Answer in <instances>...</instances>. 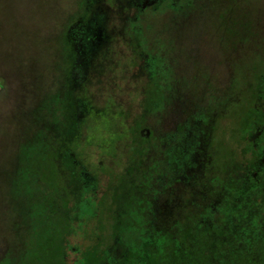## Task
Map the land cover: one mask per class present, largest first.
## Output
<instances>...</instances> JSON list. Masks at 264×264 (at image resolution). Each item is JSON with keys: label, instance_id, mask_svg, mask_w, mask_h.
I'll use <instances>...</instances> for the list:
<instances>
[{"label": "rangeland", "instance_id": "obj_1", "mask_svg": "<svg viewBox=\"0 0 264 264\" xmlns=\"http://www.w3.org/2000/svg\"><path fill=\"white\" fill-rule=\"evenodd\" d=\"M258 124L264 0H0V264H123L184 231L259 251L260 206L229 211Z\"/></svg>", "mask_w": 264, "mask_h": 264}, {"label": "trees", "instance_id": "obj_2", "mask_svg": "<svg viewBox=\"0 0 264 264\" xmlns=\"http://www.w3.org/2000/svg\"><path fill=\"white\" fill-rule=\"evenodd\" d=\"M258 126L261 125L258 124ZM72 127L73 131L69 134V140H73V138H76V141H80V137L78 136V134L81 135L80 132L82 131L83 127L79 125H73ZM263 128L264 125H262L259 130H262V132H264ZM75 129L79 130V132H76ZM262 141L264 142V134ZM259 151L258 153H255L254 150H252L250 152L251 158L253 157L255 159L256 156L258 157ZM259 179L261 182L259 185L253 184L252 182L251 186H247L246 188H244L245 186H243L242 184L241 187L237 186L233 190L235 191V194H233V198H235V200L232 203L234 204L233 209L230 208L229 210L231 216L235 215L236 217H240L242 215L241 213L244 212L246 205L249 207V215L256 214L259 206L261 208L262 214H264V173L259 175ZM89 189L90 188H87V191L85 190L80 193L82 194L80 196L81 200L86 198ZM246 194H249V199L251 200L246 201ZM254 195H257V198L260 200V203H258V205H255V201H252V197H254ZM89 203H91L92 207L96 209V204L94 202ZM230 206L232 205L229 204V207ZM261 224L262 223L260 222V225ZM192 233L193 232L190 231H184L181 237H179L178 241H174V238L172 237L162 238L163 242L166 243L168 247L166 251L159 245L157 247L158 239L156 240L155 237H152L151 241L148 242L149 245L146 248H139L135 251H131L130 253H122V256L125 258L123 264H133L128 258L135 259L136 263L139 261L138 264H264V235L263 245L259 246L260 250L257 251V249L253 248V246L250 247L242 244L244 235L237 236L238 243L236 246H231V244L227 242L220 243L219 245H216L214 247L215 243L203 241V239L198 238L196 234L195 237L190 238ZM249 236V232H246L245 238H247L248 240L251 239L252 237ZM60 245L61 243L59 242V248ZM213 247L214 249H216V251H213ZM149 249H151V251H149ZM60 250L63 251L62 248H60ZM90 251L91 250L89 249V251L86 252L87 256ZM79 253L82 256L86 255L84 251H80L78 249L77 255H79ZM142 254L144 255L142 256ZM78 261L79 260H77V262ZM112 262L113 261L110 259L106 260V264H115V262Z\"/></svg>", "mask_w": 264, "mask_h": 264}, {"label": "flooded vegetation", "instance_id": "obj_3", "mask_svg": "<svg viewBox=\"0 0 264 264\" xmlns=\"http://www.w3.org/2000/svg\"><path fill=\"white\" fill-rule=\"evenodd\" d=\"M100 39V38H99ZM77 125H79V126H82L83 127V123H79V122H77ZM257 146H259V145H257ZM86 174H88L89 175V173H87L86 171H85V173H83L82 175H86ZM90 177V176H89ZM87 183H88V188H91L92 186H91V177L86 181V182H84V184H86L87 185Z\"/></svg>", "mask_w": 264, "mask_h": 264}]
</instances>
